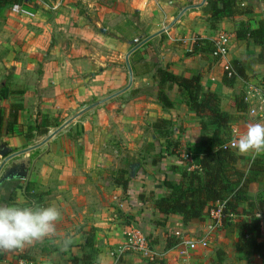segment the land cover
Returning a JSON list of instances; mask_svg holds the SVG:
<instances>
[{
    "label": "crops",
    "instance_id": "obj_1",
    "mask_svg": "<svg viewBox=\"0 0 264 264\" xmlns=\"http://www.w3.org/2000/svg\"><path fill=\"white\" fill-rule=\"evenodd\" d=\"M130 1L136 2L139 17L154 18L153 21L156 22L153 24H160L159 28L155 30L157 33L151 35L150 40L163 38L168 45L173 46L175 55L176 53L182 55L184 49L185 53L188 51L189 54L197 39L211 40L217 31H224L231 36L229 54L231 64L240 65L244 68L248 79L264 73L263 67L255 60L258 50L250 43L239 42L234 39L235 22L239 19H223L216 25V30L211 31L206 21L204 0ZM29 2L28 0L23 3L22 12L19 15L11 11L12 6L0 10V80H4L1 84L3 91H0V107L6 111V119L9 117L11 106L23 107L17 115L16 126L22 130L18 134L15 131L13 135L4 134L0 138V155L8 152V156H11L23 152L10 159L5 168L18 158L26 160V164L29 160L31 161L30 170L27 171V180L24 184V188L28 190H19L22 186H16L15 180L4 182L0 184V203L44 207L54 204L60 209L62 218L57 223L56 236L34 242L22 250L0 251V264H17L19 259H24L29 264H70L71 257L80 258L81 256H88L90 253L94 255L92 264H177L176 244L174 247L170 246L176 240L175 233L178 232L189 238L202 236L206 233V227L210 223L209 219L203 223L188 226L183 225L182 217L179 215H170L164 219L155 213L147 203L138 199L142 189L136 190L135 186H130L128 183L126 188L121 185L109 188L98 185L99 171L81 168V165L84 164L80 163V156L77 155V152H70L71 147L75 150L76 146H81V143L75 144L62 138L59 134L35 143L33 138L36 133L33 134L34 132L31 131L27 135L28 125H31L30 122H34L36 114V110L32 108L33 95L31 92H24L23 95L17 92L13 93L12 85L15 83L14 79L22 72L20 66L34 67L37 65L39 58L35 60L29 58L28 55L39 52L37 47L41 45L42 48L45 45L43 38L49 30L56 27L55 16L62 11L60 1L48 2L45 4L58 6L55 13L50 12L51 14L48 13L49 15L43 16L39 13L32 15L29 12ZM237 4L252 7L254 11L252 28H256L259 21L264 23V0H237ZM181 13L183 14L180 16ZM50 15L53 19H50ZM33 25L41 28V30ZM173 42L176 45H173ZM188 54L185 56L186 59L181 58L182 61L177 62L179 66H169L167 58H163V63L166 67L168 65L169 71L177 76L188 77L190 71L201 73L204 88L219 97L220 110L225 115L237 116V120L231 126L230 140L243 134L249 124L264 123V118H252L248 111L237 114L233 109V99L240 94V82H235L231 86L226 85L218 66L214 64L215 69L207 72V70L199 67V64L193 59V55ZM46 58L47 67H49L48 60L51 64L56 65V58ZM63 60L64 58H57L58 64L64 63ZM12 61H15V66L10 68ZM181 65L184 66L181 67ZM7 75L10 78L8 85H5ZM52 77L55 80H63L65 74L58 72ZM65 93L66 90L59 87L49 91V93L43 91L42 96L49 95L47 99L42 100L44 103L41 105L42 112L52 116H58L59 113L65 115L66 111L61 112V107L64 104L61 97ZM46 108L50 110L44 112ZM68 110L69 112L75 111L73 102L68 105ZM75 114L76 112L69 116L67 120L69 123L65 128L78 129L77 125L81 122L77 117L74 119ZM232 132L235 133L232 135ZM192 139V144L189 146L198 147L202 139L199 131L197 134L193 133ZM234 151L239 156L244 157L245 160L262 163L260 166L263 171L245 170L251 178L247 188L249 204L248 207L241 205V208H248L247 211H255V215L260 216L258 220L262 222L263 226L261 241H264V206L263 210L258 207L259 202L264 205V151L246 154H240L237 149ZM1 162L2 159H0V164ZM245 164L241 162L237 167H245ZM174 166L176 165L174 164ZM176 175L174 180L179 181L180 176L179 174L178 177ZM155 178L156 181L155 179L147 180V182H140V184L141 187H145L146 191L157 193V195L155 194L156 198H159L165 193L162 186L165 176ZM32 187H36L34 191L36 196L41 198L40 200L32 194ZM241 219L247 220L243 216ZM157 222L162 224L158 225ZM133 228H138L145 236L151 237L152 248L161 252V258L155 263H149L141 256L130 253L111 257V252L116 246L127 242V234ZM68 235L72 236L73 242L67 249H64L63 240ZM236 242L237 234L232 224L215 229L208 238V247L192 254L191 264H262L258 257L250 254L247 247L242 248V246L236 245Z\"/></svg>",
    "mask_w": 264,
    "mask_h": 264
},
{
    "label": "rangeland",
    "instance_id": "obj_2",
    "mask_svg": "<svg viewBox=\"0 0 264 264\" xmlns=\"http://www.w3.org/2000/svg\"><path fill=\"white\" fill-rule=\"evenodd\" d=\"M29 1V12L32 15L39 13L43 16L55 13L58 8L52 12L45 9L44 4L56 1H60L63 14L60 12L55 16L56 27L49 30L43 38L45 45L42 48L41 45L37 47L39 52L28 55L35 60L39 58L37 65L20 66L22 72L14 79L15 83L12 85L13 88L11 87L14 89L13 93L23 95L24 92H31L33 95L32 108L36 110V114L34 122L28 125L27 135L31 131L34 132L33 134L36 133L33 139L38 143L56 132L54 136L59 134L75 144L81 143V146H76L75 150L71 147L70 152H77L80 156V163L84 164L81 168L99 171L98 185L109 188L128 183L130 186H135L136 190L142 189L138 197L143 196L144 202H148L152 192L146 191L144 186L141 187L140 182L154 179L156 181L155 177L162 178L163 175L165 179L173 181L176 174L178 177L174 169L179 170L191 162L190 148L193 147L189 145L192 144L193 133L197 134L199 131L203 136L199 128V119L184 103L185 96L180 94L176 87L173 90H169L167 85L161 88L156 78V69L166 67L163 58L169 60L167 61L169 66H179L177 62L184 60L188 51L186 50L185 53L184 49L182 55L179 53L175 55L173 46L168 45L163 38H156L148 40L133 52L129 56V66H127L125 61L127 54L151 35H155L157 33L155 30L160 25L153 24L156 22L153 21L154 18L139 17L136 2L130 0ZM49 17L53 19L51 15ZM35 28L41 30L39 27ZM135 40H138L137 44ZM173 45H176L175 42ZM189 55H193V59L203 70L208 72L215 69L216 63L206 54ZM45 56L49 57L48 59L56 58V65L48 60L49 67H47ZM57 58H64V63L58 64ZM14 66L15 61H12L10 68ZM58 72L64 73L65 79H53L52 75ZM9 78L10 76L7 75L5 85H8ZM2 82L4 80H0V91H3ZM129 84L127 91L109 99ZM57 87L66 90L61 97L64 102L61 112L66 111V113L65 115L59 113L58 116L46 115L42 112L41 105L44 104L42 100L47 99L49 94L42 96L43 91L49 93ZM5 89L11 90L7 87ZM160 90L172 102V107H163L159 102ZM72 102L75 111L69 112L68 105ZM45 110L50 109L46 108L44 112ZM75 112L74 119L77 117L81 122L77 125L78 129L64 127L59 130L66 123L68 125L69 116ZM21 130L16 128V133ZM4 157L0 155L2 161ZM14 161L10 166L20 163L26 165V170H21L26 174L25 178L15 180V184L22 186L19 190H28L24 188V184L31 161L29 160L27 164L26 160L20 158ZM35 189L36 187L31 189L34 196H36ZM155 194L153 193L156 198ZM35 198L41 199L37 196ZM156 224L161 225L160 222ZM149 238L151 240V237Z\"/></svg>",
    "mask_w": 264,
    "mask_h": 264
},
{
    "label": "trees",
    "instance_id": "obj_3",
    "mask_svg": "<svg viewBox=\"0 0 264 264\" xmlns=\"http://www.w3.org/2000/svg\"><path fill=\"white\" fill-rule=\"evenodd\" d=\"M26 0H0V10L14 5H20ZM205 16L211 31L216 30V25L223 19H239L235 22L234 39L239 42L250 43L258 50L256 63L264 70V23L259 21L256 28H252L254 11L250 5L240 6L237 0H207L205 3ZM212 44L208 40L197 39L189 54H206L208 57L212 51ZM188 54V55H189ZM232 68L236 77L247 80L245 70L240 65L233 64ZM190 77L177 76L170 72L167 67L156 69V78L159 86H168L169 90L175 87L180 94L185 96V105L191 113L199 119V128L203 132L198 147L190 148L192 159L181 169L176 170L179 181L164 179L162 186L165 193L160 198H155L151 193V199L144 202L143 196L138 197L140 201L147 203L151 209L166 219L170 215L182 217L183 225H196L209 219L210 211L215 209L216 204L222 206V225H233L237 234L236 245L247 247L250 254L259 258L264 264V241L262 222L255 217V211L242 209L241 205L249 204L247 197L248 183L251 178L245 170H261L262 163L259 161L245 160L234 150L224 149L223 146L231 138L232 123L237 116L225 115L220 110L219 97L205 89L202 85V76L199 72H190ZM235 78L227 79L224 83L231 86L235 84ZM158 100L163 107H172V102L166 94L160 90ZM232 107L237 114L247 112L244 96L240 93L234 97ZM23 107L11 106L9 117L6 119V111L0 107V138L4 134L13 135L17 126V115ZM158 129V128H157ZM246 163L245 167H237L239 163ZM192 168V169H191ZM189 169V171H188ZM259 172V171H258ZM126 188L127 183L120 184ZM263 204L258 203L260 210ZM236 218L228 222L227 216ZM247 220H242L241 217ZM162 224V223H161ZM147 237V236H146ZM151 245V240L147 237ZM173 243V239H172ZM177 244L175 240L171 247ZM93 253L88 256L70 259L71 264H92Z\"/></svg>",
    "mask_w": 264,
    "mask_h": 264
},
{
    "label": "built area",
    "instance_id": "obj_4",
    "mask_svg": "<svg viewBox=\"0 0 264 264\" xmlns=\"http://www.w3.org/2000/svg\"><path fill=\"white\" fill-rule=\"evenodd\" d=\"M44 7L49 11H55L58 6L44 4ZM11 11L16 15H19L22 12V5L12 6ZM230 41L231 36L227 32L217 31L210 40L213 48L209 58L216 63L223 77L225 76L227 79L235 78L236 82H240V93L244 96V102L247 105L249 115L255 119H262L264 118V73L247 80L237 78L229 59ZM143 42L139 45L144 44ZM135 43L137 44L138 40H135ZM234 133L235 132H232V135ZM233 139L224 144L223 148L235 150V148L231 146V141ZM221 210L222 206L220 204H216V208L210 211V223L207 225L206 233L204 235L197 238H189L178 232L175 233L174 236L177 240V244L175 246L177 264H191L192 254L198 250H205L208 247V238L210 234L213 233L215 229L223 226L222 221L225 217L222 216ZM255 217L257 219L260 218L259 215H255ZM226 218L228 219V222L231 223L235 217L229 215ZM150 246L151 245L143 232H141L138 228H133L127 234V242L116 246L111 252V257H119L122 254L130 253L141 256L149 263H155L159 258H161V252L154 250ZM17 264L29 263L24 259H19Z\"/></svg>",
    "mask_w": 264,
    "mask_h": 264
},
{
    "label": "clouds",
    "instance_id": "obj_5",
    "mask_svg": "<svg viewBox=\"0 0 264 264\" xmlns=\"http://www.w3.org/2000/svg\"><path fill=\"white\" fill-rule=\"evenodd\" d=\"M240 154L264 151V123H252L246 131L231 141ZM60 209L49 206H32L0 203V251L22 250L34 242L57 235V223L61 220ZM73 242L68 235L63 248Z\"/></svg>",
    "mask_w": 264,
    "mask_h": 264
},
{
    "label": "water",
    "instance_id": "obj_6",
    "mask_svg": "<svg viewBox=\"0 0 264 264\" xmlns=\"http://www.w3.org/2000/svg\"><path fill=\"white\" fill-rule=\"evenodd\" d=\"M205 1H206V0L203 1V4L205 3ZM183 13H184V12H183ZM183 13H181L180 16H181ZM159 34H160V33H159ZM157 35H158V34H157ZM148 40H150V38L144 40L143 43H146ZM140 46H141V45H139V46L133 48V49L127 54V56H126V58H125V61H126V65H127V66H129V65H128V59H129V56H130L133 52H135ZM131 79H132V78L130 77V84H131ZM130 84H129L124 90L118 92L117 94H115L114 96L110 97L109 99H112V98H114V97H116V96H118V95L124 93L125 91H127V90L129 89V87H130ZM94 106H96V105H94ZM94 106H93V107H94ZM66 126H67V123H66L64 126H62L59 130L63 129V128L66 127ZM55 133H56V132H55ZM55 133H52V134L48 137V139L52 138V137L55 135ZM31 149H33V148H31ZM21 153H23V152L16 153V154L11 155V156H7V154L2 155V156H5V157H4L5 159H4V160L1 162V164H0V184H2V183H4V182H8V181H13V180H22V179L25 178V175H26V174H25L24 172H21V170H23V169L26 170V168H25L26 165H25V164H23V163H20V164H14V165H12V166L9 165L7 168H5V165L7 164V162H8L10 159H12V158L15 157V156L20 155Z\"/></svg>",
    "mask_w": 264,
    "mask_h": 264
}]
</instances>
